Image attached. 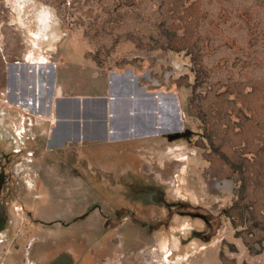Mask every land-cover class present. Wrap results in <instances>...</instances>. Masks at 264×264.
I'll list each match as a JSON object with an SVG mask.
<instances>
[{"label": "rangeland", "instance_id": "rangeland-1", "mask_svg": "<svg viewBox=\"0 0 264 264\" xmlns=\"http://www.w3.org/2000/svg\"><path fill=\"white\" fill-rule=\"evenodd\" d=\"M112 81L137 136L52 144ZM0 264H264V0H0Z\"/></svg>", "mask_w": 264, "mask_h": 264}, {"label": "crops", "instance_id": "crops-1", "mask_svg": "<svg viewBox=\"0 0 264 264\" xmlns=\"http://www.w3.org/2000/svg\"><path fill=\"white\" fill-rule=\"evenodd\" d=\"M114 81L111 82L107 96L81 97L69 95L60 98L58 96L54 97L57 98L54 105L56 124L51 131L52 144L63 145L68 140H90L98 142L97 144L105 142L104 146H100V149H103L104 153L105 149L108 148L107 141L133 139L137 136L132 130V127H135L132 122L138 115L134 117L131 105L133 101L139 99H136L132 92H130L125 98V102L129 104L122 106L121 100L123 99L119 96L120 93L118 94ZM143 94L149 98L147 92ZM145 99L142 98V100ZM118 114L119 116H117ZM111 125L120 128L124 127L126 132L130 129L131 132L128 131L126 136L111 138L109 135L111 134Z\"/></svg>", "mask_w": 264, "mask_h": 264}, {"label": "bare ground", "instance_id": "bare-ground-1", "mask_svg": "<svg viewBox=\"0 0 264 264\" xmlns=\"http://www.w3.org/2000/svg\"><path fill=\"white\" fill-rule=\"evenodd\" d=\"M45 19H46V15H45V14H44L42 17H40L41 22H42L43 20H45ZM43 22H44V21H43ZM44 26H45V25H44ZM36 39H38V38H36ZM29 53H30V52H29ZM12 76H14V75H12ZM17 76H18V75H17ZM10 77H11V76H10ZM10 77H9V78H10ZM17 79H18V78H17ZM9 80H10V79H9ZM10 82H11V80H10ZM12 83H13V82H12ZM12 83H11V84H12ZM20 83H21V82H20ZM25 85H26V84H25ZM54 87H55V86H54ZM55 90H56L55 93H56V94H59V92H60L59 88H56ZM21 93H22V92H21ZM112 96H113V95H112ZM139 96H140V95H139ZM141 96H142V95H141ZM146 101H147V100H146ZM42 102H43V101H42ZM27 103H28V102H27ZM37 103H39V102H36V104H37ZM48 104H50V103H48ZM48 104H47V105H48ZM114 104H115V103H114ZM146 105H147V104H146ZM38 106H39V105H38ZM30 107H31V106H30ZM148 107H149V106H148ZM153 107H154V106H153ZM113 109H114V108H113ZM38 110H39V109H38ZM167 110H168V109H167ZM42 111H43V110H42ZM42 111H41V112H42ZM152 112H153V111H152ZM115 114H116V113H115ZM128 114H129V113H128ZM50 116H51V115H50ZM117 116H119V114H118ZM52 117H53V116H52ZM147 117H149V116H147ZM122 118H123V117H122ZM163 118H164V117H163ZM147 123H149V122L147 121ZM111 126H112V127L110 128V132H111L110 135L113 137L114 135H117V134L119 133V132H118L119 129H115V128H114L115 125H111ZM168 128H169V127H168ZM132 130H134L133 127H132ZM119 131H120V130H119ZM128 131L131 132L130 129H129ZM128 131H127V132H128ZM118 137H119V136H118ZM165 256H168V255L166 254Z\"/></svg>", "mask_w": 264, "mask_h": 264}, {"label": "flooded vegetation", "instance_id": "flooded-vegetation-1", "mask_svg": "<svg viewBox=\"0 0 264 264\" xmlns=\"http://www.w3.org/2000/svg\"><path fill=\"white\" fill-rule=\"evenodd\" d=\"M157 198V197H156ZM58 256V255H57ZM55 257H53V258H51V261H54L55 259H54ZM57 258V257H56ZM48 261H50V260H48Z\"/></svg>", "mask_w": 264, "mask_h": 264}, {"label": "water", "instance_id": "water-1", "mask_svg": "<svg viewBox=\"0 0 264 264\" xmlns=\"http://www.w3.org/2000/svg\"><path fill=\"white\" fill-rule=\"evenodd\" d=\"M195 215L200 216V214L196 213Z\"/></svg>", "mask_w": 264, "mask_h": 264}]
</instances>
